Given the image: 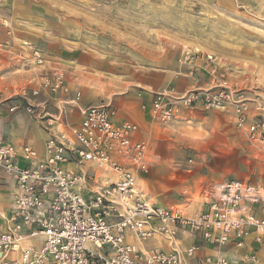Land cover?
<instances>
[{
  "label": "rangeland",
  "instance_id": "374dc122",
  "mask_svg": "<svg viewBox=\"0 0 264 264\" xmlns=\"http://www.w3.org/2000/svg\"><path fill=\"white\" fill-rule=\"evenodd\" d=\"M206 55L207 82L197 88L226 83L232 101L213 109L232 112L233 124L223 119L215 126L208 114L160 124L150 110L161 135L146 140L149 167L137 187L153 204L180 202L184 209L216 182L253 181V165L264 162L245 131L264 118V0H0V107L17 101L23 108L29 99L37 119L73 120L81 101L127 107L132 93L163 90L175 56ZM54 70L64 84L52 92L44 79ZM63 89L80 99L69 103ZM238 102L247 113L243 128L233 112Z\"/></svg>",
  "mask_w": 264,
  "mask_h": 264
},
{
  "label": "built area",
  "instance_id": "2783aa9c",
  "mask_svg": "<svg viewBox=\"0 0 264 264\" xmlns=\"http://www.w3.org/2000/svg\"><path fill=\"white\" fill-rule=\"evenodd\" d=\"M204 58L211 59L209 55ZM34 62H42L37 52ZM63 84L59 70L53 71L50 80L44 79L52 92ZM152 98L154 119L169 124L181 110L195 105L204 110L220 108L232 101V93L223 83L215 89H191L181 96L156 91ZM23 107L32 112L34 105L26 99ZM233 112L237 126L243 128L245 106L238 102ZM115 113L110 104L100 103L82 108L77 124L59 121L63 129L47 138L43 156L30 147L22 149L24 165L16 161L15 147L0 138V170L13 184L9 211L0 215L4 221L0 264H231L226 257L198 254L201 244L194 243L181 254L174 243L177 232L185 230L217 246L231 241L238 248L249 236L253 242L264 240V216L250 210L258 206L264 213V188L248 180L230 178L213 186L205 207L191 216L148 202L136 180L149 167L148 147L143 140H133L137 126L115 121ZM245 131L249 141L264 152V118ZM69 164L75 169L67 168ZM93 168L113 172L116 180L96 175ZM129 236L142 242L160 236L169 250L141 251L128 242ZM244 258L255 261L254 255Z\"/></svg>",
  "mask_w": 264,
  "mask_h": 264
},
{
  "label": "crops",
  "instance_id": "0c3cea01",
  "mask_svg": "<svg viewBox=\"0 0 264 264\" xmlns=\"http://www.w3.org/2000/svg\"><path fill=\"white\" fill-rule=\"evenodd\" d=\"M204 63H207V60L204 57H194L186 62H183L181 60L177 61V57L175 56L174 58H172L171 62L169 63L170 75L166 80L167 83L165 84V86H163V90L173 88L175 91L178 92H187L188 90L203 86L204 82L206 81L205 79L207 78L206 76L203 77V72L204 69L206 68ZM143 83L145 84V82ZM77 94L79 95L77 100H79L80 99L79 92H72L71 94H69L68 89L65 93L63 92V95L66 97V99H70V98L74 99ZM128 98L129 101L128 100L127 101L129 102V105L127 107L124 106V108H122V106L118 107L112 105V107L116 110L114 120L117 122L128 121L135 124L137 126V130L132 135L133 140L135 141L143 140L146 142V140H148L149 138L160 136L161 133H157V132H159V128H161L160 124L163 123L160 124L157 123L156 125H154L153 122L154 120L150 115L151 102L153 99L152 96L149 97V95H145L144 93H142L139 97L136 96L134 93H132ZM121 100L120 102L122 103V105L123 103L124 104L126 103V99H123L124 102H122ZM29 101L31 103V100ZM100 103L109 104V103H105L104 101H100L97 104ZM16 105L18 106L16 110L14 111L9 110V108ZM89 105L90 104L86 106ZM91 105H96V104H91ZM86 106L84 105V101H81V103L77 104V109L74 110L73 120L69 119V117L68 119L62 118L61 120L67 121L68 124H77L81 119L80 111L82 110V108ZM201 114L202 115L208 114L210 117L209 123L211 122L213 125L218 127H220L219 123L223 119L233 124L232 112L230 113V116H227L218 110H214V109L204 110L200 105H195L189 110H181L178 113L177 120L189 122L190 117ZM61 120H56V121L54 120L53 122H51L52 125L50 126L48 124L50 123L49 120L47 119L44 120L41 118L37 119V114L33 112V110L32 112H28L24 110V107L22 108V105H20L19 102L17 101L7 102L4 104V107L3 106L0 107V138L12 144L15 147V150L17 152L16 161L19 163V165H24V162L20 156L22 153V149L24 147H30L34 149L39 154V156H43L44 143L47 140V138L50 136L52 132L63 129L62 123H59V121ZM248 122L249 120L247 121V123ZM218 127H216L215 132H213L217 137L220 135V129ZM232 131H233V126H230L227 128L226 132H232ZM157 139L158 138L155 139V142L157 141ZM221 139H227V137H225L224 135V137H222ZM148 150H151V148L148 147L146 150V154H145L146 161L149 158L147 154ZM259 152L262 155L264 161V152L261 149H259ZM66 167L75 169V167L70 164L66 165ZM91 171H93L96 175L99 176H107L111 180L112 178H115V174L113 172L102 173L98 169H94V168L91 169ZM141 173H138L136 176L137 182ZM252 173L253 174L251 175L254 177V179L251 182L254 184H258L264 188V162H255L252 168ZM234 179L245 180L244 178L241 177ZM219 183L221 182L220 181L216 182L213 184V186ZM12 192H13L12 181L8 177H6L0 170V215L6 216V214L8 213ZM207 201H208V196L199 201H191L190 205H188L184 209L180 207L182 206L180 202H175V203L165 202L155 205L156 206L160 205L172 209L176 208L178 211L184 213L185 215L191 216L195 212L202 210L205 207ZM250 210L251 213L255 215L258 214L260 216H264V213L259 209L258 206L250 208ZM3 223L4 221L0 219V230H3L4 228ZM251 238H252L251 236L247 237L244 240V245L241 248L236 247L235 243L230 241L224 245L223 249H221L220 248L221 246H217L209 242L204 243L195 235L190 234L185 230H179L176 234L174 243L177 244V248L181 252V254L188 247L192 246V244L195 243L202 245L200 251L198 252V254L200 255H205V256L210 255L212 257H224V258L226 257L227 259H229L231 264H264V240L261 242H253ZM127 240L141 251L150 250V249H160V248L164 250H169V245H167V242L160 236H153L147 240H143V242L134 239L131 236H129ZM249 255H254V259H255L254 262L252 263L248 262L247 259L244 258V256H249Z\"/></svg>",
  "mask_w": 264,
  "mask_h": 264
},
{
  "label": "bare ground",
  "instance_id": "6f19581e",
  "mask_svg": "<svg viewBox=\"0 0 264 264\" xmlns=\"http://www.w3.org/2000/svg\"><path fill=\"white\" fill-rule=\"evenodd\" d=\"M210 56V55H209ZM210 58H211V56H210ZM116 180V178H112V180H111V182H113V181H115Z\"/></svg>",
  "mask_w": 264,
  "mask_h": 264
}]
</instances>
